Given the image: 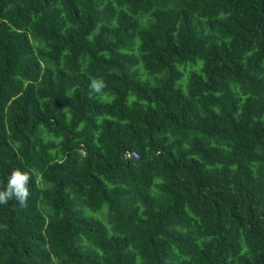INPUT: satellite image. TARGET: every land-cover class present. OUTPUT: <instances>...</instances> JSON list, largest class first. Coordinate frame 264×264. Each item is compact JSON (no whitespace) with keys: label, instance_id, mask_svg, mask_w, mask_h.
I'll return each instance as SVG.
<instances>
[{"label":"trees","instance_id":"1","mask_svg":"<svg viewBox=\"0 0 264 264\" xmlns=\"http://www.w3.org/2000/svg\"><path fill=\"white\" fill-rule=\"evenodd\" d=\"M16 169L0 264H264V0H0Z\"/></svg>","mask_w":264,"mask_h":264},{"label":"clouds","instance_id":"2","mask_svg":"<svg viewBox=\"0 0 264 264\" xmlns=\"http://www.w3.org/2000/svg\"><path fill=\"white\" fill-rule=\"evenodd\" d=\"M106 85L102 81L92 80L90 87L99 92ZM30 176L27 172L16 169L8 179L6 190L0 191V204H6L9 200L15 198L19 201L21 207L27 206V200L30 196L29 184Z\"/></svg>","mask_w":264,"mask_h":264},{"label":"built area","instance_id":"3","mask_svg":"<svg viewBox=\"0 0 264 264\" xmlns=\"http://www.w3.org/2000/svg\"><path fill=\"white\" fill-rule=\"evenodd\" d=\"M133 154H134L135 156H138V155H137L136 153H134V152H133Z\"/></svg>","mask_w":264,"mask_h":264}]
</instances>
